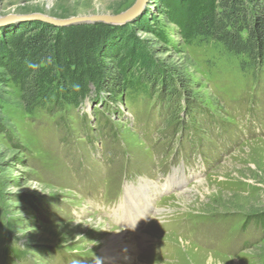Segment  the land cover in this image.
Segmentation results:
<instances>
[{
  "label": "rangeland",
  "instance_id": "obj_1",
  "mask_svg": "<svg viewBox=\"0 0 264 264\" xmlns=\"http://www.w3.org/2000/svg\"><path fill=\"white\" fill-rule=\"evenodd\" d=\"M134 2L0 0V16L117 15ZM162 3L147 0L129 21L137 19L134 30L129 22L82 23L96 32L80 38L91 42L84 56L93 62L72 77L85 81L99 71L96 59L109 67L121 53L146 54L133 62L136 76L145 62L181 70L189 94L181 91L174 113L160 87L129 86L110 99L92 80L78 104L58 93L56 102L27 112L17 85L0 83V264L107 263L102 248L112 231L124 232L132 247V234L148 239L136 260L123 254L118 264H264V61L245 67L243 56L216 42L185 43ZM29 21L44 22L0 30ZM143 179L161 190L142 231L115 203L124 201L126 183ZM148 185L127 193L125 208L142 210ZM25 245L26 256L8 260L11 247Z\"/></svg>",
  "mask_w": 264,
  "mask_h": 264
},
{
  "label": "trees",
  "instance_id": "obj_2",
  "mask_svg": "<svg viewBox=\"0 0 264 264\" xmlns=\"http://www.w3.org/2000/svg\"><path fill=\"white\" fill-rule=\"evenodd\" d=\"M162 4L166 18L182 26L185 43L191 40L216 42L226 52L243 56L241 65L245 67L263 64L264 0H163ZM136 20L126 26L134 30ZM95 33L94 29L84 24L58 27L30 21L1 29L0 83L6 85L11 81L17 85L27 112L56 102L58 93L68 104H78L87 96L89 86L86 81L90 80L96 82L100 92L106 95L107 91L110 99L121 98L129 86L140 92L150 86L160 87L161 95L166 94V100L174 101L172 112L177 110L181 91L189 94L184 88L186 81L181 76V70L158 61L151 64L145 62L136 76L133 62H139L137 58L140 57L147 58L146 54L142 56L132 52L130 56L133 59H130L127 54L121 53L115 58L118 65L111 64L109 67L101 59H96L99 71L89 72L85 81L73 78L81 65L88 60L93 62V59L86 60L87 56H84L90 50L91 42L81 43L80 38L89 34L94 36ZM259 219L264 220V214ZM28 250L26 245L19 251L11 247L8 260L21 259V254L26 256ZM46 254L42 251L43 256Z\"/></svg>",
  "mask_w": 264,
  "mask_h": 264
},
{
  "label": "water",
  "instance_id": "obj_3",
  "mask_svg": "<svg viewBox=\"0 0 264 264\" xmlns=\"http://www.w3.org/2000/svg\"><path fill=\"white\" fill-rule=\"evenodd\" d=\"M147 0H135L132 6L127 8L125 11L117 15H83L74 16L69 18H55L51 16H46L38 13L31 14H7L0 16V26L17 23L26 20H40L58 27H65L70 25L82 24L103 21L108 24L121 25L127 23L136 18L137 15L143 10Z\"/></svg>",
  "mask_w": 264,
  "mask_h": 264
},
{
  "label": "bare ground",
  "instance_id": "obj_4",
  "mask_svg": "<svg viewBox=\"0 0 264 264\" xmlns=\"http://www.w3.org/2000/svg\"><path fill=\"white\" fill-rule=\"evenodd\" d=\"M130 201L132 202V198L130 199ZM139 203V202H138ZM127 208V206H126ZM143 208V207H142ZM139 209V208H138ZM127 235L124 234V232H119V233H115V232H110V234H108L106 236V239L104 240L105 244L102 248V251H112L114 249H117L119 247V249H121L123 246L121 245V243H123V241H125ZM144 237V236H143ZM124 249V248H122ZM196 252V251H195ZM108 253V252H107ZM111 255L115 254L113 251L110 252ZM113 253V254H112ZM109 256L111 259L113 258L112 256ZM123 255V254H122ZM121 256V255H120Z\"/></svg>",
  "mask_w": 264,
  "mask_h": 264
}]
</instances>
